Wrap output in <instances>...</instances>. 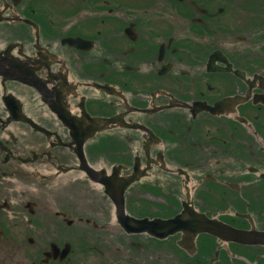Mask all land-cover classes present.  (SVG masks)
Returning a JSON list of instances; mask_svg holds the SVG:
<instances>
[{"label":"flooded vegetation","instance_id":"af4514ba","mask_svg":"<svg viewBox=\"0 0 264 264\" xmlns=\"http://www.w3.org/2000/svg\"><path fill=\"white\" fill-rule=\"evenodd\" d=\"M0 19L46 96L7 88L50 132L0 124V264H264V0H0ZM89 116L113 122L82 149Z\"/></svg>","mask_w":264,"mask_h":264},{"label":"rangeland","instance_id":"374dc122","mask_svg":"<svg viewBox=\"0 0 264 264\" xmlns=\"http://www.w3.org/2000/svg\"><path fill=\"white\" fill-rule=\"evenodd\" d=\"M18 132V131H17Z\"/></svg>","mask_w":264,"mask_h":264}]
</instances>
